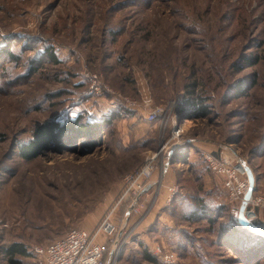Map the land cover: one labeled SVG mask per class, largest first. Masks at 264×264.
<instances>
[{
    "label": "rangeland",
    "instance_id": "rangeland-1",
    "mask_svg": "<svg viewBox=\"0 0 264 264\" xmlns=\"http://www.w3.org/2000/svg\"><path fill=\"white\" fill-rule=\"evenodd\" d=\"M86 73L101 93L89 92ZM142 85L164 109L153 122L139 104ZM190 97L205 116H193ZM76 115L110 121L98 135L68 133L21 155L41 126ZM172 120L183 132L169 140ZM162 145L167 174L161 151L148 179L170 177L180 194L155 204L162 187L143 193L145 207L124 219L132 235L123 263L158 264L140 251L159 242L178 264H264V241L246 242L250 228L232 227L241 198L229 202L204 158L250 167L262 202L247 210L264 224V0H0V264L13 241L30 248L73 227L92 230L113 207L120 218L127 177ZM189 196L206 201L196 219L186 218Z\"/></svg>",
    "mask_w": 264,
    "mask_h": 264
},
{
    "label": "built area",
    "instance_id": "built-area-1",
    "mask_svg": "<svg viewBox=\"0 0 264 264\" xmlns=\"http://www.w3.org/2000/svg\"><path fill=\"white\" fill-rule=\"evenodd\" d=\"M85 77L89 80V92L101 93L103 88L98 77L95 74L87 73ZM138 93L140 106L149 108L143 116L146 121L153 122L165 114L161 105L152 103L147 87L142 85L140 89L138 88ZM171 124L169 140L178 137L183 132L181 126L176 127L175 120H172ZM166 145H162L161 149L156 153L148 156L144 165L127 177L126 188L120 197L130 200V213L139 214L145 207L142 191L146 187L149 185L162 186L161 179L159 181H150L148 178L152 172L153 161L161 151L160 176H162L164 164L169 161L171 156V150L166 152L163 150ZM204 158L209 169L221 179L229 202L237 201L238 198H241L242 201L248 187V180L244 176L245 170L243 166L239 163H233L228 157L215 155L211 152L204 153ZM166 188L168 192L167 201L169 202L180 189L176 184H170ZM260 202H262L261 198H253L251 196L247 205L251 204L254 206ZM247 205L244 210V217L251 221L253 209L251 207L247 210ZM113 209L114 207L104 215L92 230L73 227L68 229L58 239L47 244L31 246L30 250L35 256L36 264H124L121 254L125 249V244L128 243L129 237L132 235V230L125 228L124 218L113 219L111 217ZM100 237H104V240L99 241ZM147 251L156 259L158 264H178L177 254L159 243H154L147 248Z\"/></svg>",
    "mask_w": 264,
    "mask_h": 264
},
{
    "label": "trees",
    "instance_id": "trees-1",
    "mask_svg": "<svg viewBox=\"0 0 264 264\" xmlns=\"http://www.w3.org/2000/svg\"><path fill=\"white\" fill-rule=\"evenodd\" d=\"M48 56L52 62L58 61V59H56V56L52 53L51 50H49ZM250 59H251L252 63H255L258 61V56H256V55L250 56ZM194 85H195V83H193V86ZM240 90L241 89H239V91ZM188 92L193 94L194 88H192ZM188 104L191 105V107L193 108V116L194 117L205 116L206 109L201 107V105H198L192 97H190V99H188ZM113 115L111 116V118L114 117ZM108 120L110 121V118L106 119L105 122L84 121L78 115H76L74 117H68L65 119L55 118L53 120H50L51 122H48L47 124H44V126H41V128L32 137V140L28 141L27 143L22 144L20 146V153L22 156H24L26 158H31V157L35 156L36 148L41 143V141L45 142L47 140H52V139L56 140L57 138H60V137L66 135L68 133H70V135L71 134H75V135L79 134V135H85V136L98 135V132L100 131V127L102 125L106 124V122ZM177 159L179 161H185L186 162L187 156L185 154L179 155V156H177ZM220 181H221V179H220ZM178 194H180V193H178ZM173 200H174V198H173ZM205 202L206 201L202 200V198H200V197L189 196L188 203H190V205H192V206H191V209H189L188 213H186V218L187 219H196L200 214H203V212H205V210H206V208H205L206 203ZM113 213L116 214L115 211ZM204 214H206V213H204ZM103 217H104V215H103ZM121 217H123V215ZM232 220H233L232 227L234 230H239L238 227H241L243 229L247 228V227H244L243 225L238 223L237 212L232 217ZM251 222L255 227L260 229V231L264 232V224H261V222H259L256 218L252 219ZM244 233H245V239H248V240H246V242L247 241H249V242L250 241H252V242H254V241H257V242L262 241L263 242L264 241V234L256 233L251 229H249V233L248 232H244ZM159 244H161V243H159ZM161 245L163 247H165L163 244H161ZM2 252H3V255L5 256V258L9 264H22V258H24V257L29 258V257H32V255L34 257L33 264H36L35 256H34L33 252L30 250L29 247H26V245H24L22 242L13 241L4 247ZM140 252H141V256L144 260H146L148 262H152V263H157L156 259L149 254V252L147 251V249L145 247H142Z\"/></svg>",
    "mask_w": 264,
    "mask_h": 264
},
{
    "label": "water",
    "instance_id": "water-1",
    "mask_svg": "<svg viewBox=\"0 0 264 264\" xmlns=\"http://www.w3.org/2000/svg\"><path fill=\"white\" fill-rule=\"evenodd\" d=\"M241 164H243L242 166H243V168L245 170V173H246V176H247L248 187H247V190H246L245 194L243 195V199H242V201H241V203L239 205L238 211H237V221H238L239 224L243 225L244 227L250 228L251 230H253L256 233L264 234V232L260 231V229H258L257 227H255L252 224L251 221H249L248 219H246L244 217V210L246 208L247 202L251 198L252 193H253L254 188H255V185H254L255 178L253 176V172L250 169V167L247 164H245L244 161ZM166 167H167V164H164V168H163V173L162 174L165 173ZM150 187H151V185H149L148 187H146L142 191V193L146 192L148 189H150ZM129 213H130V208H129ZM124 226H125V223H124Z\"/></svg>",
    "mask_w": 264,
    "mask_h": 264
},
{
    "label": "crops",
    "instance_id": "crops-1",
    "mask_svg": "<svg viewBox=\"0 0 264 264\" xmlns=\"http://www.w3.org/2000/svg\"><path fill=\"white\" fill-rule=\"evenodd\" d=\"M165 174H167V169H166V172H165ZM169 178V180L167 181V183H162V188L160 189V192L158 193V195H157V197H155V199H154V202L153 203H155L156 204V202L160 199H163L164 197H166V199H167V186L168 185H170V184H176V183H174V181H172V179L170 178V177H168ZM148 195V194H147ZM129 203L126 205V210H125V213L123 214V218L125 219L126 217H127V215L128 214H131V213H129ZM151 210L152 209H150L149 210V213L147 212V215H146V213H145V216H144V218L142 219V220H140V223H138V226H141V225H143L145 222H147V219L150 217V215H152L153 213L151 212ZM151 212V213H150ZM155 211H154V215H155ZM153 215V216H154ZM99 241H103L104 240V237H100L99 239H98ZM154 243H158V242H153L152 244H147L146 243V245H144V247L147 249L148 247H150V246H152Z\"/></svg>",
    "mask_w": 264,
    "mask_h": 264
},
{
    "label": "bare ground",
    "instance_id": "bare-ground-1",
    "mask_svg": "<svg viewBox=\"0 0 264 264\" xmlns=\"http://www.w3.org/2000/svg\"><path fill=\"white\" fill-rule=\"evenodd\" d=\"M151 158H152V157H151ZM151 158H150V159H151Z\"/></svg>",
    "mask_w": 264,
    "mask_h": 264
}]
</instances>
